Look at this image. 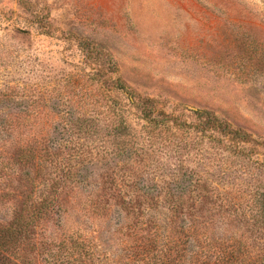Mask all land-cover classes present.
Here are the masks:
<instances>
[{
    "label": "trees",
    "instance_id": "obj_1",
    "mask_svg": "<svg viewBox=\"0 0 264 264\" xmlns=\"http://www.w3.org/2000/svg\"><path fill=\"white\" fill-rule=\"evenodd\" d=\"M25 3L19 2L27 12ZM93 63L98 70L88 81L96 90L88 100L78 97L79 105L68 92V98L54 93L45 102L47 113L60 115L59 121L36 132L29 123L0 118L1 257L12 264H175L167 252L183 250L185 235L192 244L200 237L209 246L220 243L210 238L214 229H222L211 213H237L242 206L221 198L220 186L229 182L232 192L252 201L251 215L234 220L243 223L244 232L233 253L256 249L253 261L263 264L258 239L264 236V175L228 163L248 160L264 169V142L213 110L170 108L139 94L114 64L109 72L101 57ZM39 111L29 109L25 98L0 96L2 115ZM214 162L216 170L210 168ZM248 177L246 187L239 183ZM81 189L90 192L84 208L75 212ZM73 210L113 217L111 244L82 238L78 228L67 230ZM135 235L142 241L133 242ZM134 247H144L142 258L131 256ZM222 256L219 263L232 259Z\"/></svg>",
    "mask_w": 264,
    "mask_h": 264
},
{
    "label": "rangeland",
    "instance_id": "obj_2",
    "mask_svg": "<svg viewBox=\"0 0 264 264\" xmlns=\"http://www.w3.org/2000/svg\"><path fill=\"white\" fill-rule=\"evenodd\" d=\"M21 1L29 2L27 12ZM98 57L105 71L111 72L114 64L135 92L159 98L170 108L213 110L264 142V0H0V96L25 98L29 109L41 110L0 118L29 123L36 132L59 121L60 115L47 113L45 102L54 93L68 98L70 92L81 105L78 97L94 95L88 77L98 70L93 63ZM240 163L228 164L264 175L253 161ZM217 166L214 162L210 168ZM239 183L246 187L249 177L239 178ZM229 184L220 186L221 198H233L242 206L237 213H211L222 229H214L210 238L220 243L209 246L200 237L192 244L185 235L183 250L167 252L175 264H256V249L233 253L244 232L243 223L234 220L251 215L252 201L232 192ZM89 192H76L75 212L84 208ZM74 210L67 217V230L78 228L82 238L111 244L117 225L113 217L86 210L77 215ZM4 212L0 207V218ZM132 240L142 241L136 235ZM258 244L264 247V236ZM141 249L132 248L131 256L142 258ZM222 255L232 259L219 263ZM0 264L12 263L0 255Z\"/></svg>",
    "mask_w": 264,
    "mask_h": 264
}]
</instances>
